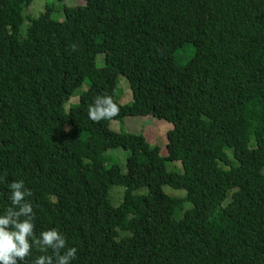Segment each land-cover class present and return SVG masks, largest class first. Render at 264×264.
Returning a JSON list of instances; mask_svg holds the SVG:
<instances>
[{"label":"trees","instance_id":"trees-1","mask_svg":"<svg viewBox=\"0 0 264 264\" xmlns=\"http://www.w3.org/2000/svg\"><path fill=\"white\" fill-rule=\"evenodd\" d=\"M32 2L0 0V214L23 180L36 236L57 229L72 264H264V0H87L61 22L46 6L22 39ZM104 95L119 115L93 122ZM148 116L173 126L167 156L110 129Z\"/></svg>","mask_w":264,"mask_h":264},{"label":"clouds","instance_id":"clouds-1","mask_svg":"<svg viewBox=\"0 0 264 264\" xmlns=\"http://www.w3.org/2000/svg\"><path fill=\"white\" fill-rule=\"evenodd\" d=\"M119 112L118 104L107 95L97 96L87 109L89 119L97 123L111 120ZM9 189L10 206L0 214V264H25L36 246L51 250L52 255H40L32 264H72L78 250L68 247L66 238L57 229L45 230L36 236L35 213L28 199L32 192L25 187L24 181H13Z\"/></svg>","mask_w":264,"mask_h":264},{"label":"rangeland","instance_id":"rangeland-1","mask_svg":"<svg viewBox=\"0 0 264 264\" xmlns=\"http://www.w3.org/2000/svg\"><path fill=\"white\" fill-rule=\"evenodd\" d=\"M87 0H33V2L25 7L23 11L24 23L21 27L20 36L22 39L26 38V31L30 25V19H37L46 12V6L52 8L51 18L54 21H64V8L84 6ZM187 59L183 56L182 63H186ZM87 84L83 86V90L87 89ZM116 99L121 105H126L132 102L133 96L130 89L129 83L124 76H119L117 80ZM79 98V97H78ZM77 99L71 101V103L77 102ZM173 126L163 120L156 119L154 117H127L123 123L113 121L110 125V129L114 132L121 133L127 132L131 134H143L148 142L153 146H159L162 149V155L167 156V133L172 130ZM131 156L129 151L123 152L119 157L116 158V162L123 173L127 172V159ZM108 166V165H107ZM168 171H181L182 167L175 164L174 162L168 165ZM164 192L171 197H182L185 196L184 191H178L171 187H164ZM144 190L138 193H143ZM124 196V188L113 187L109 192V201L112 206L118 207L121 205ZM193 206L190 203H185L183 209L177 210L174 215L176 221H179L183 214L191 209Z\"/></svg>","mask_w":264,"mask_h":264}]
</instances>
